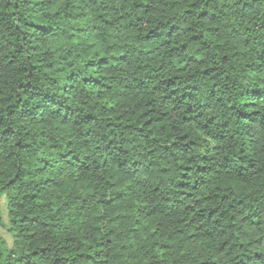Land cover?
I'll return each mask as SVG.
<instances>
[{
  "label": "trees",
  "instance_id": "1",
  "mask_svg": "<svg viewBox=\"0 0 264 264\" xmlns=\"http://www.w3.org/2000/svg\"><path fill=\"white\" fill-rule=\"evenodd\" d=\"M0 197V264H264V0H0Z\"/></svg>",
  "mask_w": 264,
  "mask_h": 264
},
{
  "label": "rangeland",
  "instance_id": "2",
  "mask_svg": "<svg viewBox=\"0 0 264 264\" xmlns=\"http://www.w3.org/2000/svg\"><path fill=\"white\" fill-rule=\"evenodd\" d=\"M0 211L2 213L4 227L0 228V236L5 240L8 247L12 245V237L11 234L8 232V223L6 218V210H5V198L0 197Z\"/></svg>",
  "mask_w": 264,
  "mask_h": 264
}]
</instances>
